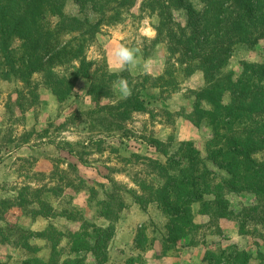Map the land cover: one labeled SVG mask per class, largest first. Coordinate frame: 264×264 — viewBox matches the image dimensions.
<instances>
[{"label":"rangeland","instance_id":"1","mask_svg":"<svg viewBox=\"0 0 264 264\" xmlns=\"http://www.w3.org/2000/svg\"><path fill=\"white\" fill-rule=\"evenodd\" d=\"M160 2L164 15L149 0H63V14L83 26L70 31L65 21L56 33L58 17L41 22L58 34L51 43L60 42L43 67L15 72L0 60V264H60L66 258L82 264H224L233 251L236 264H264V199L253 192H226V207L215 212L189 202L197 226L179 237L169 230L163 205L178 170L161 166L167 159L182 162L189 152L185 143L206 158L212 127L196 97L209 72L197 61L190 66L182 54V40L192 32L184 6L198 11L202 1L183 0V7L178 0ZM146 29L154 38L143 34ZM120 43L138 49L141 63L151 59L152 73L140 67L111 73V52ZM18 45L15 39V68ZM263 61L264 39L238 43L221 72L237 79L244 63ZM120 78L132 88L126 99L114 90ZM134 97L141 109L114 111ZM221 99L228 104L231 94ZM66 131L78 139L68 142ZM206 161L213 182L229 177ZM202 200L214 199L204 194ZM108 226L111 232L97 240L98 228Z\"/></svg>","mask_w":264,"mask_h":264},{"label":"trees","instance_id":"2","mask_svg":"<svg viewBox=\"0 0 264 264\" xmlns=\"http://www.w3.org/2000/svg\"><path fill=\"white\" fill-rule=\"evenodd\" d=\"M115 1L124 5L128 0ZM149 1L156 3L164 15L163 2ZM182 1L178 0L183 7ZM201 1L202 8L198 11H193L191 5L184 6L187 10L184 16L192 32L182 40V54L190 66L197 61V67L209 72L207 83L196 97L198 112L203 111L207 117L212 136L206 143V158H198L197 150L190 149L191 143H185L189 152L184 154L182 162L174 161L172 165V161L167 159L161 166V170L166 167L178 170L163 205L173 224L169 230L177 237L193 231L197 226L190 218L189 202L199 201L203 211L212 208L211 211L215 212L220 207H226V192L250 191L259 201L264 199V61L244 63L237 79H233L230 73L221 72L236 44H254L264 39V0ZM62 3L63 0H0V60L15 72L24 69L35 71L43 67L53 57L60 42L51 43L58 34L43 29L41 22L48 15L58 17L60 21L56 24V33L63 32L65 21L70 22L71 26L65 28L70 31H78L83 26L81 21L63 14ZM104 4L100 5V9ZM74 22L78 24L72 26ZM15 39L21 50L18 68L13 63L12 44ZM44 57H47L46 61H43ZM224 92L231 94L228 104L222 102ZM202 101L208 103V109L203 108ZM142 107L141 99L134 97L117 105L114 111L123 115ZM120 108L123 110L120 111ZM152 141L159 143L155 138ZM206 160L223 168L229 177L213 182L214 172ZM204 194H211L213 202L202 200ZM173 202L176 206L174 211ZM257 208L258 204L250 209ZM173 215L175 218H172ZM112 229L111 226L98 228L97 240ZM39 259L34 257L33 261L39 262ZM29 262L27 260L26 263ZM60 264H82V260L66 258ZM224 264H236L235 251L224 259Z\"/></svg>","mask_w":264,"mask_h":264},{"label":"clouds","instance_id":"3","mask_svg":"<svg viewBox=\"0 0 264 264\" xmlns=\"http://www.w3.org/2000/svg\"><path fill=\"white\" fill-rule=\"evenodd\" d=\"M145 36L154 38L155 32L153 30H145L143 33ZM139 50L128 46L125 43L116 45L111 52L112 62L110 65V72L118 74L125 70L140 67L144 74H151L153 70V61L151 59L144 60L141 63L138 57ZM114 90L118 91L121 98H128L132 95V88L129 86L128 81L124 78H120ZM63 136L68 142H75L78 137L71 132H64Z\"/></svg>","mask_w":264,"mask_h":264}]
</instances>
